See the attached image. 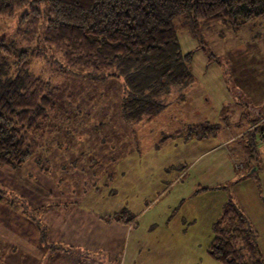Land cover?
<instances>
[{
    "label": "rangeland",
    "instance_id": "obj_1",
    "mask_svg": "<svg viewBox=\"0 0 264 264\" xmlns=\"http://www.w3.org/2000/svg\"><path fill=\"white\" fill-rule=\"evenodd\" d=\"M174 26L179 43L169 63L189 70L193 82L172 87L167 108L149 122L127 123L122 115L130 90L143 85L140 77L132 83L127 76L63 72L61 55L47 50L31 63L34 74L58 88L56 111L31 142V160L0 171V187L33 209H49L50 186L127 228L122 239L114 237V249H122L117 258L83 254L75 264H223L209 247L229 203L246 215L264 260V125L246 135L254 117L246 71L252 84L264 86V17L238 29L182 18ZM15 31L16 20L0 19V40H13ZM196 126L218 131L202 138L190 132ZM8 209L0 203V264L73 263L63 244L38 259L9 230L19 231L20 219ZM48 212L38 213L47 225Z\"/></svg>",
    "mask_w": 264,
    "mask_h": 264
},
{
    "label": "trees",
    "instance_id": "obj_2",
    "mask_svg": "<svg viewBox=\"0 0 264 264\" xmlns=\"http://www.w3.org/2000/svg\"><path fill=\"white\" fill-rule=\"evenodd\" d=\"M263 17L264 0H0V19L16 20V37L0 40V171L21 169L31 160V142L55 115L58 88L31 70L32 61L45 56V50L61 55L63 72L127 76L132 83L140 77L143 85L136 83L135 92L130 90L132 95L122 103L127 123L139 124L167 108L165 97L172 87L193 82L189 70L169 63L179 43L177 19L206 26L222 22L238 29ZM186 58L190 61L192 54ZM263 125L264 120L258 126ZM217 131L196 126L190 132L205 138ZM0 202L24 214L42 237V209H33L22 195L1 187ZM213 232L209 253L216 260L264 264L255 233L238 205L227 204Z\"/></svg>",
    "mask_w": 264,
    "mask_h": 264
},
{
    "label": "crops",
    "instance_id": "obj_3",
    "mask_svg": "<svg viewBox=\"0 0 264 264\" xmlns=\"http://www.w3.org/2000/svg\"><path fill=\"white\" fill-rule=\"evenodd\" d=\"M249 73L251 72L246 71V92L249 94L252 93V99L248 101L250 102L249 108L253 109L254 117L252 121L248 118V122H250L251 125L253 124V126H246V135L251 130L258 129L260 127L258 126L259 123L264 120V86L256 83L252 84L250 82ZM256 94H258V97H256ZM247 151L248 147L246 146V152ZM49 189H51L49 190V209L46 207L37 208L42 209L39 213H43V215L50 211L48 212L49 215L47 219L49 216L52 218V222H48V225L43 222V225L47 227L44 240H42L40 232L35 224L20 211L11 207L8 210L13 211V213L4 211L6 215L9 213L12 217L16 214V219H20V224L17 228L19 231L16 232L12 230V228L9 230L17 236L18 240L34 248L35 252H38V259H43L44 255H48L49 251H52L55 247H60L56 246L57 244H63L66 247L64 251L69 252L65 253L66 255L74 253L72 256L73 258H70V260L73 261L72 264L76 263L74 261L75 259L84 260L85 256H82L83 254H105L110 257V259L117 258L120 255L122 249L121 247L114 249V237L115 235H120V238H123L127 229L123 222H108L102 219L100 214L93 209L80 207L81 197L68 196L67 193L61 195L59 189L54 191V193L57 192L58 194V196H55L52 192V187L49 186ZM63 209L67 210V213L64 215L62 212ZM12 251L16 253L18 249ZM25 251L27 256L29 255L30 258H34L30 254V250ZM13 263L15 264L14 261Z\"/></svg>",
    "mask_w": 264,
    "mask_h": 264
}]
</instances>
